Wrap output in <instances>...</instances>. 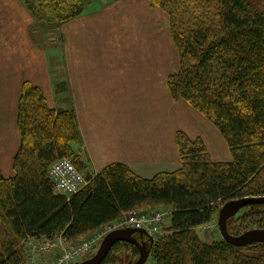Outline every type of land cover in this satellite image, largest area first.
<instances>
[{
  "label": "trees",
  "instance_id": "trees-1",
  "mask_svg": "<svg viewBox=\"0 0 264 264\" xmlns=\"http://www.w3.org/2000/svg\"><path fill=\"white\" fill-rule=\"evenodd\" d=\"M84 1L24 0L38 21L58 26L83 14ZM149 1L169 14L181 58L179 70L168 77L172 97L185 99L217 125L232 160L214 161L203 139L179 131L182 165L175 171L144 178L124 163H113L92 174L75 152L74 146L83 144L75 112L50 107L42 89L25 81L15 174L7 178L0 168V264H28L29 237L61 234L74 243L147 206L172 211L167 234L153 243L144 238L156 264H264L263 243L238 247L223 237L206 242L197 230L228 201L264 196V9L250 0ZM71 155L87 184L67 196L55 191L48 171ZM248 208L242 217L228 220L231 234L240 235L250 219L264 228V204ZM124 250L140 255L134 244L119 241L102 264L118 262L115 254Z\"/></svg>",
  "mask_w": 264,
  "mask_h": 264
},
{
  "label": "crops",
  "instance_id": "crops-1",
  "mask_svg": "<svg viewBox=\"0 0 264 264\" xmlns=\"http://www.w3.org/2000/svg\"><path fill=\"white\" fill-rule=\"evenodd\" d=\"M106 4H91L83 14L64 24L69 56L63 78L55 81L43 61L46 56L31 45L25 23L31 16L25 4L0 0L2 22L6 20L7 26L22 24L9 32L8 40L0 48L11 47L12 53L23 54L26 50L30 55L25 54L24 65L21 58L14 70L9 66L0 74L3 175L10 178L15 174L14 161L21 145L19 101L25 81L42 89L50 107L75 112L83 141L80 153L92 174L113 163H124L144 178L175 171L182 165L176 144L179 131L186 132L191 139L203 138L214 161H231L230 150L229 156L222 158L207 135L209 130L216 131L214 135L222 140L221 132L187 101L175 102L169 91L168 77L181 64L169 14L153 7L149 0H112ZM152 30L164 33L159 47L163 42L170 43L173 62L168 60V53L164 58H152L147 43L155 39ZM60 82L63 86L59 92L56 86ZM223 141L226 143L224 138ZM52 257L45 255V260Z\"/></svg>",
  "mask_w": 264,
  "mask_h": 264
},
{
  "label": "rangeland",
  "instance_id": "rangeland-1",
  "mask_svg": "<svg viewBox=\"0 0 264 264\" xmlns=\"http://www.w3.org/2000/svg\"><path fill=\"white\" fill-rule=\"evenodd\" d=\"M14 1H17L20 4H25L24 0H14ZM104 1L106 3L107 2L112 3V0H85L84 2L86 3V5H88L86 10H88L91 7V4H94V3H97V4H99V6H101V2H102V4L104 3V5H105L106 3ZM250 1L253 2L254 4H256L257 6H259L260 8L264 9V0H250ZM9 5H11V4L9 3ZM25 7H27V6L25 5ZM28 12L30 13V16H31V18L29 19L30 23L27 24V22H29L27 20H25V23L27 25V29H28V33H29L28 36L31 39V41H30L31 45L37 47L40 50L39 52L46 56L45 60H43V61H46L45 64L48 66L49 76H51L53 78V80H55V81H57L59 79L61 80L63 78V72H64V68H65L64 66H65V63H66L67 58L69 56V52L67 54V49H66L67 39H66V37L64 35V31H63V26L65 23L58 26V22H56V21L52 22V24L41 22V21H38L35 17H33V15L31 14V12L29 10H28ZM5 22H6V20H4L2 22V19L0 18V47H2L3 44L8 40V38L10 36L9 32H13L14 30H16L15 27L22 26L21 23H19V24L13 23V24H10L7 26V24H5ZM26 25L24 24L25 27H26ZM152 31L154 33H156L155 37H154L155 39L147 42L148 46H149V44L151 46L150 47L151 50H149V51L152 54V58L153 57L164 58V57H166V53H168V60L170 62H173V60L175 59V56H173V53H174L173 49L171 50V47L169 46L170 43L168 45H166V43L163 42L162 46L159 47L160 40L162 41L164 39V36H165L164 33L161 32V30H159V32H156L155 30H152ZM166 37H167V34H166ZM10 48L11 47H9L8 50L4 49V48H0V74H2V70L5 71L7 68H9V66L13 67V70H14L16 65L18 66L20 64V60H22V59H23V65L25 63H27L26 55H25V54H27L26 50H24L25 54H23L22 52H19V51L12 53V51H10ZM14 51H16V50H14ZM27 56L30 57V55H28V54H27ZM177 64H178V62H177ZM60 83H58V84H60ZM56 89H57V86H56ZM173 100L175 102H178V101L185 100V99H174L173 98ZM188 104L195 111L199 112L203 118L207 119L208 122L210 123L209 124L210 126H214L216 128V130H219L217 125L212 120H210L208 116H206L200 110L195 108L189 102H188ZM211 128L213 129V127H211ZM215 132L216 131L212 132L211 130L207 131V135L211 138L210 142L212 143V147L214 149L218 150V152L219 151L221 152L222 158H226L229 156L228 151L230 150V147H229L225 137L222 135V133H221V135L224 138V140L226 141V143H224L223 138L221 140V138L219 136H216L217 134L214 135ZM184 133L188 136V134L186 132H184ZM201 139H203V138H201ZM176 144H177V140H176ZM226 145H227V148H226ZM74 148H75L76 153L81 154L79 146H74ZM177 149H178V145H177ZM208 150H209V148H208ZM178 151H179V149H178ZM230 152H231V150H230ZM66 157L70 158L72 161L74 159V156H72V155L66 156ZM231 158H232V154H231ZM261 178H262L261 182L264 183V174ZM255 186L260 187L261 185L259 183L258 184L256 183ZM220 209H221V207H220ZM220 209L218 210V214L214 217V220H216V221H218ZM154 211H164L166 213L168 212V214H167L168 216L166 217V222H165V225L167 226V224H169V222H170V214L172 211H171V207H165V206L152 207V208L149 206L140 207V208H137L135 210H132L130 212L125 213L121 217V219L124 220L126 218H133V217L137 218L138 216H140L143 213L154 212ZM247 211H249L248 206L241 209L239 211V213L236 215V217H242ZM261 224L264 226V221ZM243 226H245L247 228L244 231H242L241 234H243L247 230H250L253 228H259L258 227L259 223L255 222L254 219H250L249 221H245ZM108 230H109V225H105L104 227L98 228L97 230L91 232L87 236L81 238L80 240H78L74 243H80L83 240L88 239L90 236L97 234V233H98L97 235L102 234V241H103L104 238L109 234V232L108 233L106 232ZM197 230H198L200 237L206 242L207 241L212 242L216 239L222 238V235L220 234L219 228L210 229L208 226L203 225V226H200ZM165 231L166 232L164 234H167L168 231L166 229H165ZM57 239H58V237H55V240H57ZM102 241H101V243H102ZM101 243L99 244L98 248L95 251H93V254H95L97 252ZM66 244L71 245L73 243H68L66 241ZM57 250L59 251V249H57ZM250 253L256 254V252L254 250L250 251ZM45 255L51 256V252L45 253ZM115 255L119 261L116 263H113V264H132L135 261H137L139 256H140L139 254L135 255L131 250H124V251L116 253ZM83 260H84V258H81L76 263H79ZM145 264H156V262L152 258V256H149L148 259L146 260Z\"/></svg>",
  "mask_w": 264,
  "mask_h": 264
},
{
  "label": "built area",
  "instance_id": "built-area-1",
  "mask_svg": "<svg viewBox=\"0 0 264 264\" xmlns=\"http://www.w3.org/2000/svg\"><path fill=\"white\" fill-rule=\"evenodd\" d=\"M48 175L53 182L55 191L67 196L80 191L87 184L84 173L68 157L55 161L49 168ZM167 214L168 212L164 211H154L143 213L137 218H126L124 220L120 218L105 224L109 225V230L106 232L110 233L117 229L131 227L141 228L147 232L150 238L157 239L165 235ZM205 225L210 229H215L218 228V221L213 218ZM97 234L80 243L71 245H67L62 236H58L57 240L55 238L29 237L25 241L28 246V264H76L78 260L90 256L98 248L102 241V234ZM48 252H51L53 257L50 260H45V253Z\"/></svg>",
  "mask_w": 264,
  "mask_h": 264
},
{
  "label": "water",
  "instance_id": "water-1",
  "mask_svg": "<svg viewBox=\"0 0 264 264\" xmlns=\"http://www.w3.org/2000/svg\"><path fill=\"white\" fill-rule=\"evenodd\" d=\"M252 204H264V196H246L233 199L221 207L218 216V226L223 239L227 242L238 247H244L253 243L264 244V228H253L241 235H233L228 230V220L235 217L241 209ZM136 234H139L140 238H138ZM145 237H148V234L141 228L114 230L104 238L99 249L92 257L77 264H102L114 244L119 241L132 243L139 249L140 256L138 260L132 264H145L146 260L151 255V246L148 245L147 241L144 239ZM150 242H154L153 238H150Z\"/></svg>",
  "mask_w": 264,
  "mask_h": 264
}]
</instances>
